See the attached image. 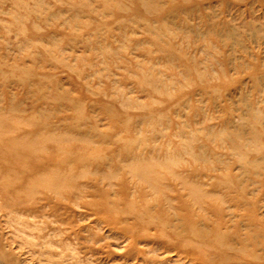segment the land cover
<instances>
[{"label":"rangeland","instance_id":"374dc122","mask_svg":"<svg viewBox=\"0 0 264 264\" xmlns=\"http://www.w3.org/2000/svg\"><path fill=\"white\" fill-rule=\"evenodd\" d=\"M0 264H264V0H0Z\"/></svg>","mask_w":264,"mask_h":264},{"label":"bare ground","instance_id":"6f19581e","mask_svg":"<svg viewBox=\"0 0 264 264\" xmlns=\"http://www.w3.org/2000/svg\"><path fill=\"white\" fill-rule=\"evenodd\" d=\"M147 170V169H146Z\"/></svg>","mask_w":264,"mask_h":264}]
</instances>
